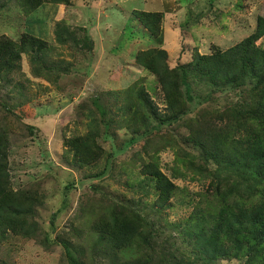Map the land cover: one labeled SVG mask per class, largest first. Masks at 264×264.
Listing matches in <instances>:
<instances>
[{
  "label": "trees",
  "instance_id": "16d2710c",
  "mask_svg": "<svg viewBox=\"0 0 264 264\" xmlns=\"http://www.w3.org/2000/svg\"><path fill=\"white\" fill-rule=\"evenodd\" d=\"M44 4L67 7L70 2L0 0V12L15 7L26 18L36 15ZM132 14L150 37L159 38L166 13ZM69 22L66 17L54 22V43L71 54L97 50L94 24L88 27ZM263 37L264 18L258 16L253 31L241 41L224 50L213 45L210 54L193 51L187 63L170 66L162 48L138 51L133 66L136 72L145 71L156 78L162 111L139 81L122 93L107 91L100 94L103 98L92 99V109L86 107L85 116L90 117L86 131L63 139L66 150L61 163L70 171L101 164L102 169L78 181L69 171L61 186L63 204L69 205L72 195L88 181L111 173L115 154L142 141L129 163L135 166L131 176L138 191L151 194L149 212L157 215L172 208L171 200L178 199L182 191L193 205L182 223L165 224L181 238L183 245L177 246V238L164 236L160 218L149 219V212L143 213L140 201L114 200L104 194L88 216L96 236L92 254H99L107 264H264V48L256 44ZM53 50L50 43L25 31L17 39L1 35L0 93L16 76H24V56L30 77L57 89L61 77L70 73L71 63L54 59ZM24 81L29 83L27 76ZM12 88L8 95L15 90L23 95L27 89L19 83ZM17 107L19 104L0 97V112L6 116L17 117ZM163 127L168 128L166 134L153 133ZM27 128L32 134L33 128ZM122 130L131 139L120 142L118 148L115 132ZM100 139L111 141V152ZM165 150L174 156L170 177L159 163L158 154ZM9 153V132L0 123V248L9 237H15L33 241L46 252L61 245L68 264H96L87 261L76 243L79 231L61 226L54 213L40 226L37 211L45 196L37 180L14 189ZM177 179L197 182L203 189L189 191L178 186ZM90 189L97 192L99 188L91 185Z\"/></svg>",
  "mask_w": 264,
  "mask_h": 264
},
{
  "label": "rangeland",
  "instance_id": "374dc122",
  "mask_svg": "<svg viewBox=\"0 0 264 264\" xmlns=\"http://www.w3.org/2000/svg\"><path fill=\"white\" fill-rule=\"evenodd\" d=\"M70 5L44 4L35 13L24 17L20 10L12 8L0 12V36L5 35L17 39L22 32L40 37L54 47L52 57L71 63L70 73L63 75L56 89L52 85L30 77V68L23 57L21 73L11 85L1 90L0 97L10 104H19L14 116H6L0 112V123L7 127L10 139V174L14 189L30 186L39 182L45 202L37 211L40 226H45L51 213L61 226L79 231L76 243L84 250L89 263L107 264L99 254H92V233L89 222L92 209L98 207L102 195L106 194L114 200L134 199L141 202L143 213L149 212L151 194L145 196L133 183L132 173L135 166L129 163L134 150L139 149L142 141L129 146L123 153L113 154L111 163L114 170L102 177L88 181L83 188L72 195L69 205L62 202V183L67 180L69 169L62 163L66 148L63 139L83 134L90 117L86 107L92 109L91 101L102 97L107 91L122 93L134 81L143 84L150 97L160 111L163 110L161 91L156 78L143 71H135L134 56L140 50L162 48L167 52L168 63L175 66L187 63L193 51L210 54L211 47L216 45L227 49L247 37L255 27L258 16L264 18V0H69ZM133 11L164 12L161 34L158 39L149 36L141 26ZM66 17L71 25L94 24L98 40L97 50L89 53L71 54L65 48L54 43L53 24L58 18ZM92 28L90 29L91 32ZM264 48V37L257 43ZM27 76L29 83L24 81ZM26 86L23 95L13 89L14 84ZM203 90V88H201ZM120 96V95H118ZM103 98V97H102ZM231 98L230 96L228 97ZM108 102V99H105ZM219 100H221L219 98ZM113 102V100H110ZM121 102L117 103V107ZM114 112V109H113ZM31 126L32 134L28 132ZM112 127L111 130L112 131ZM179 132L181 131L178 128ZM167 127L159 132L166 134ZM131 139L124 131L115 132L114 142L119 148L120 142ZM100 142L107 152H111V141ZM118 151V150H117ZM159 163L163 172L169 177L173 166V153L170 150L159 152ZM96 168L81 171H70L74 180L84 175L96 173ZM193 175V174H192ZM180 187L197 192L203 188L199 183L186 179L175 180ZM132 184V186H130ZM96 185L99 189H90ZM195 198V197H193ZM183 191L178 199H173L172 208L164 209L160 214L149 212L148 218H160L164 236L177 238V246L182 240L177 232L165 224L182 223L190 214L193 205ZM196 199V198H195ZM186 204V205H185ZM64 207L60 213V208ZM60 213V214H59ZM76 236V237H77ZM135 258V257H134ZM0 264H68L63 248L56 246L51 252L44 251L33 241L9 237L0 248Z\"/></svg>",
  "mask_w": 264,
  "mask_h": 264
},
{
  "label": "crops",
  "instance_id": "0c3cea01",
  "mask_svg": "<svg viewBox=\"0 0 264 264\" xmlns=\"http://www.w3.org/2000/svg\"><path fill=\"white\" fill-rule=\"evenodd\" d=\"M63 6V5H62ZM61 18H63V17H60V18H58V19H56V20H59V19H61ZM94 30V29H93Z\"/></svg>",
  "mask_w": 264,
  "mask_h": 264
}]
</instances>
